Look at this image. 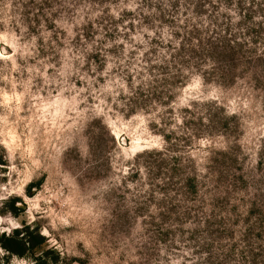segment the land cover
I'll list each match as a JSON object with an SVG mask.
<instances>
[{"label": "rangeland", "instance_id": "rangeland-1", "mask_svg": "<svg viewBox=\"0 0 264 264\" xmlns=\"http://www.w3.org/2000/svg\"><path fill=\"white\" fill-rule=\"evenodd\" d=\"M0 160L61 264H264V0H0Z\"/></svg>", "mask_w": 264, "mask_h": 264}, {"label": "trees", "instance_id": "trees-1", "mask_svg": "<svg viewBox=\"0 0 264 264\" xmlns=\"http://www.w3.org/2000/svg\"><path fill=\"white\" fill-rule=\"evenodd\" d=\"M192 39H195L197 44L193 45L189 43L190 45H193V47L188 49L186 54L188 53L190 59H194L192 57H195V61L197 57H204L205 54H207L208 61H214L213 59L216 60V58H218L217 55L230 60H236L238 53L242 50V44L240 42L230 40L225 36L214 38L213 40L208 38L205 43L195 37H192ZM203 46L205 47V50ZM249 61L254 62L259 60L250 59ZM191 63H194V61ZM185 64H187V62H185ZM18 201V199H12L10 201V211L12 213H16L18 211V208L15 206V203ZM43 244V237L35 233V231H29V227H24L22 230H15L10 235H0V248L11 255L18 257H30L32 259L31 264H61L60 257L55 251L40 250ZM37 250L40 251L39 254H36Z\"/></svg>", "mask_w": 264, "mask_h": 264}]
</instances>
